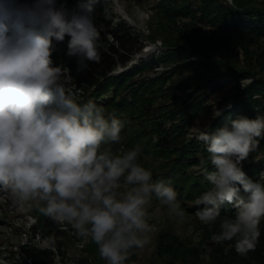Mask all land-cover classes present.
I'll return each instance as SVG.
<instances>
[{
	"label": "clouds",
	"instance_id": "9594fccd",
	"mask_svg": "<svg viewBox=\"0 0 264 264\" xmlns=\"http://www.w3.org/2000/svg\"><path fill=\"white\" fill-rule=\"evenodd\" d=\"M96 3L76 0L68 8L66 0H0V191L14 203L38 202L41 214L90 237L105 264H126L133 249L150 243L153 197L176 218L185 213L171 184L154 181L138 162L139 145L113 149L123 122L66 93L62 68L53 65L55 45L66 37V55L78 71L99 63ZM258 138L264 116H240L197 137L214 170L205 169L210 187L196 198L195 216L213 224L221 206L232 205L235 216L225 217L211 240H235L240 255L255 250L264 219V184L243 170Z\"/></svg>",
	"mask_w": 264,
	"mask_h": 264
},
{
	"label": "rangeland",
	"instance_id": "374dc122",
	"mask_svg": "<svg viewBox=\"0 0 264 264\" xmlns=\"http://www.w3.org/2000/svg\"><path fill=\"white\" fill-rule=\"evenodd\" d=\"M259 1L251 0L252 3ZM64 2L58 0V4ZM75 4L76 0H66L68 8ZM233 4L234 0H98L95 4L98 44L108 38V29L114 23L125 22L143 44L126 67L150 57L158 64L138 76L139 82L150 80L145 93L150 96L151 103L143 107L140 116L128 118L133 138L127 142L121 139L120 144L113 145L114 150L139 145L138 162L152 172L153 180L176 161L179 153L186 156L196 153L200 149L197 137L201 132H215L240 116H264V108L251 113L236 112L239 114H232L230 110L233 98L244 96L240 91L248 87L255 89L249 92L252 98L264 103V32L230 31L228 11ZM60 50L55 45L53 62L62 54ZM65 62L53 65L62 68L66 93L77 97L83 90L80 82L84 70H77L76 61ZM219 65L225 68L221 74ZM159 124L175 142L168 149L161 150L155 145ZM199 151L198 164L186 169L179 165L184 168L183 173L193 176L208 168L206 151ZM261 163L264 164V138H258L256 148L243 162V169ZM248 177L264 184V167ZM209 187L207 181L204 190ZM181 197L179 203L185 213L182 220L169 214L155 197L151 199L147 207L148 223L152 227L148 234L150 243L142 250H135V264H164L155 255L162 235L175 238L190 250L195 251L197 247L199 264H214L211 248L217 243L211 236L220 232V222L227 216L220 215L215 223L205 225L196 218V211L188 208L195 205L197 197ZM40 206L36 201L14 203L8 193L0 191V264H24L21 248L49 247L48 238L40 234V220L46 217L39 212ZM59 228L54 237L57 246L52 248V264H105L93 257L97 245L90 237L77 236L68 224H60Z\"/></svg>",
	"mask_w": 264,
	"mask_h": 264
},
{
	"label": "trees",
	"instance_id": "16d2710c",
	"mask_svg": "<svg viewBox=\"0 0 264 264\" xmlns=\"http://www.w3.org/2000/svg\"><path fill=\"white\" fill-rule=\"evenodd\" d=\"M253 1V0H252ZM259 4V5H258ZM229 27L230 31L238 33L255 34L257 32H264V0L259 2H251V0H234L233 6L229 9ZM228 25V24H227ZM109 36L103 43L98 44V50L100 53L99 63H89L88 67L84 69L80 85H82V92L75 97L79 103H86L88 101L94 102L98 107L104 109L106 117L116 116L120 119L124 127L120 133L121 139L133 138L129 130L128 118L134 116H140L143 107L151 103L150 96L145 93V88L149 84L148 80L138 81V76L145 70H151L158 66L154 57L148 58L144 62H140L137 65H131L126 67L130 61L131 56L140 51L143 47L142 42L139 40L138 35L131 29L125 22L114 23L109 29ZM68 39V38H67ZM67 39L63 43H57L56 46L61 48L59 58L55 62H65V64L74 63L76 60L73 57L66 55ZM56 55V57L58 56ZM54 57V56H53ZM64 64V63H62ZM64 64V65H65ZM120 67L119 70L117 68ZM219 74L225 71L222 65H219ZM225 75V74H222ZM221 75V76H222ZM252 87L242 89L240 91L244 96H236L232 100L231 113L236 112H253L258 109L264 108V103H257L256 98H252L251 91H254ZM236 113V114H239ZM147 117V116H145ZM156 127L157 140L155 145L158 149L164 150L172 146L173 138L168 137L165 132L164 126ZM161 131V132H160ZM164 131V132H163ZM198 143L199 150L206 151V146L202 141ZM175 148H178L176 145ZM197 150L196 153H190L187 156L178 154L176 161L168 166L167 169L155 180L163 179L166 183H170L171 186L177 191V199L180 202L182 200L181 195L187 196L188 199L199 197L205 192L204 187L207 182L205 178V171L199 174L189 176V172H184L183 167H188L192 164H198L200 160L201 152ZM208 160L209 154L205 153ZM182 157V158H180ZM184 157L188 160H182ZM207 171H213L210 161H207ZM264 164H258V166L247 165L243 170L250 176L252 173L263 168ZM212 170H211V169ZM154 180V181H155ZM184 191V194L182 193ZM192 211H197V206L193 205L188 207ZM236 210L230 204H224L221 206V215H225L229 218L235 216ZM40 234L42 237L49 238L55 237L59 231L60 224L55 223L48 217L40 220ZM260 236L256 243L254 251H249L246 255H240L235 251V240L225 241L220 244L214 245L211 250L213 253L214 264H264V219L261 220L259 225ZM216 234H219L217 232ZM213 242H210V244ZM181 242L168 235L160 236L155 255L164 264H199L198 262V248L190 250L188 246H183ZM55 247H25L21 248L20 254L23 258L24 264H52L53 249ZM135 250H132L130 259L126 261V264H135L136 255ZM93 257L96 260H102L98 253V248L93 250Z\"/></svg>",
	"mask_w": 264,
	"mask_h": 264
}]
</instances>
